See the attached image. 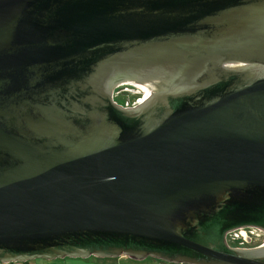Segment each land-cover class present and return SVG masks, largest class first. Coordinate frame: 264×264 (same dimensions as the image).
Returning a JSON list of instances; mask_svg holds the SVG:
<instances>
[{
    "label": "water",
    "instance_id": "1",
    "mask_svg": "<svg viewBox=\"0 0 264 264\" xmlns=\"http://www.w3.org/2000/svg\"><path fill=\"white\" fill-rule=\"evenodd\" d=\"M123 84L145 93L123 106ZM247 228L264 0H0V263L264 264L227 242Z\"/></svg>",
    "mask_w": 264,
    "mask_h": 264
},
{
    "label": "rangeland",
    "instance_id": "2",
    "mask_svg": "<svg viewBox=\"0 0 264 264\" xmlns=\"http://www.w3.org/2000/svg\"><path fill=\"white\" fill-rule=\"evenodd\" d=\"M144 93L145 91L130 84H123L114 89L113 96L117 103L123 106H131L132 103L136 99L141 98ZM241 233H244V235ZM260 238H263V240ZM232 239L235 240L234 243H230ZM256 239H260L262 241L260 244H262L264 242V233L251 228L235 231L227 236V242L232 247H253L256 246V244L259 245V240ZM19 263L23 264L22 262Z\"/></svg>",
    "mask_w": 264,
    "mask_h": 264
},
{
    "label": "crops",
    "instance_id": "3",
    "mask_svg": "<svg viewBox=\"0 0 264 264\" xmlns=\"http://www.w3.org/2000/svg\"><path fill=\"white\" fill-rule=\"evenodd\" d=\"M4 264V263H0ZM9 264H21V263H9ZM23 264H175L164 262L156 258L147 257L143 260H133L125 255L112 258H99L90 256L87 258H56L51 260L46 259H33Z\"/></svg>",
    "mask_w": 264,
    "mask_h": 264
},
{
    "label": "trees",
    "instance_id": "4",
    "mask_svg": "<svg viewBox=\"0 0 264 264\" xmlns=\"http://www.w3.org/2000/svg\"><path fill=\"white\" fill-rule=\"evenodd\" d=\"M260 239H262L263 240V238H260ZM260 239H256V240H259L258 241V244H260L262 241L260 240ZM235 242V240L234 239H232V241H230V243H234ZM257 245V244H256ZM26 263V262H25Z\"/></svg>",
    "mask_w": 264,
    "mask_h": 264
}]
</instances>
